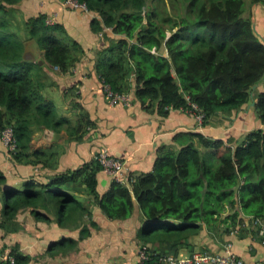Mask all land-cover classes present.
<instances>
[{
	"label": "trees",
	"instance_id": "obj_1",
	"mask_svg": "<svg viewBox=\"0 0 264 264\" xmlns=\"http://www.w3.org/2000/svg\"><path fill=\"white\" fill-rule=\"evenodd\" d=\"M23 1L0 0V133L13 129L14 163L52 169L58 151L32 152L33 136L44 127L60 132L70 121L43 95L45 67L70 73L84 49L63 24H47V13L25 18ZM80 1L96 14L91 21L95 34L110 28L120 36L97 51L98 76L115 92L132 93L149 113L166 117L194 102L205 114L206 126L218 113L230 115L248 106L252 86L264 78V43L254 31L252 15H245L246 0ZM250 3L264 6V0ZM28 40L44 52L48 65L29 57ZM69 91L79 102L77 87ZM255 110L264 125V92ZM92 125L84 114L67 131L79 141ZM101 171L93 159L50 176L47 183L31 178L17 189L6 186L0 167V230H19L16 217L24 208H31L37 220L51 222L44 208L54 213L59 227L80 229L78 239L50 243L49 253L75 252L99 228L77 196L83 190L112 221L132 217L139 205L144 224L137 237L150 253L148 264H156L158 256L177 254L174 249L204 227L218 231L226 223L225 232H230L242 223L241 212L264 220V129L251 131L241 141L213 139L199 131L180 133L175 144L158 148L151 171L130 174L127 183L113 181L103 194L98 190ZM8 255L15 264L32 260L19 244L11 246ZM0 264L10 261L5 257Z\"/></svg>",
	"mask_w": 264,
	"mask_h": 264
},
{
	"label": "crops",
	"instance_id": "obj_2",
	"mask_svg": "<svg viewBox=\"0 0 264 264\" xmlns=\"http://www.w3.org/2000/svg\"><path fill=\"white\" fill-rule=\"evenodd\" d=\"M38 1L24 0L21 4L23 16L27 18L39 12L47 13L54 24L60 23L66 27L68 34L82 45L84 52L81 61L70 73H63L56 67H45L47 77H44L46 87L43 95L52 100L59 115L67 117L70 122L60 132L46 127L37 130L32 139L31 151L56 149L59 155L57 167L50 169L14 163L0 133V167L7 177L6 186L22 189L25 181L31 178L47 183L50 176L56 173L76 169L90 162L102 148H107L111 154L125 161L128 175H138L151 171L158 148L175 144L176 136L180 133L199 131L213 139L226 141L234 138L241 141L251 131L264 129L257 116L256 106L249 108L248 105L230 115L218 113L208 125L200 126L192 115L181 109H173L168 116L163 117L145 111L140 102L135 100L129 107L111 105L102 91V81L96 71L95 59L97 51L109 46L120 36L114 34L110 28L95 34L91 28V21L96 17L93 12L65 7L64 0H46L43 7L32 3ZM249 14L252 15L255 33L264 43V6L250 3L246 11V15ZM38 56L40 65H48L43 51L39 50ZM73 86L81 94L80 103L71 98V91L68 92ZM261 92H264V78L257 83L254 90L255 102ZM84 114L90 117L93 125L89 127L87 135L77 141L70 137L67 130L69 126H75ZM98 180V190L103 194L110 187L111 178L101 171ZM77 196L84 200L93 213V219L99 224L98 229L92 230V236L80 243L77 251L65 256L50 254V243L64 238L78 239L80 229L59 227L52 211L41 208L52 219L51 222H46L37 220L31 208H24L16 217L19 230H0V243L6 247L0 248V260L5 259L11 246L19 244L21 250L32 257L30 264H137L141 247L137 231L144 224L139 205L136 203L132 217L112 221L83 190H78ZM1 207L0 194V209ZM240 217L242 223L230 232H225L229 226L226 223L218 231L204 227L199 234L192 235L188 243L174 250L177 255L188 256L194 252H222L225 245L232 244L234 252L248 264H255L257 261L264 264V239L253 228L251 216L241 212Z\"/></svg>",
	"mask_w": 264,
	"mask_h": 264
},
{
	"label": "built area",
	"instance_id": "obj_3",
	"mask_svg": "<svg viewBox=\"0 0 264 264\" xmlns=\"http://www.w3.org/2000/svg\"><path fill=\"white\" fill-rule=\"evenodd\" d=\"M65 7L74 10H83L90 12L86 3L80 0H64ZM47 24L53 25V21L48 17ZM102 81V80H101ZM102 91L110 104L113 106H125L129 107L133 102L132 93H120L115 92L112 87L102 81ZM189 99V98H188ZM184 112L192 115L200 126H203L205 114L201 108L194 102H190L186 108H181ZM1 138L8 148L9 153L16 150V140L14 138L13 129L8 127L1 133ZM94 159L98 161L103 171L109 175L111 181L120 183H127L129 175L126 172L125 161L109 152L107 148H102L95 155ZM252 226L258 233L259 237L264 239V220L260 218L252 219ZM139 262L137 264H148L151 260L150 253L146 247L139 249ZM10 264H15V258L10 255H6ZM156 264H248L246 260L240 255L236 254L233 250L232 244L225 245V250L220 252H194L188 256H181L177 254H163L157 257ZM255 264H263L262 261H257Z\"/></svg>",
	"mask_w": 264,
	"mask_h": 264
},
{
	"label": "rangeland",
	"instance_id": "obj_4",
	"mask_svg": "<svg viewBox=\"0 0 264 264\" xmlns=\"http://www.w3.org/2000/svg\"><path fill=\"white\" fill-rule=\"evenodd\" d=\"M32 3L37 4V7H43L44 5H46L47 1L46 0H39L38 2H32ZM249 4H250V0H246V9L248 8ZM68 36L70 38H72L71 35H68ZM73 39H74V37H73ZM26 43H27L26 44L27 53H28L29 57L32 58V60H34V61L38 60L39 59L38 53H39V50H41V49L38 47V45L33 40H28ZM0 248L5 249L6 247L0 243ZM0 255H2V253H0ZM1 262L2 261L0 260V263Z\"/></svg>",
	"mask_w": 264,
	"mask_h": 264
},
{
	"label": "water",
	"instance_id": "obj_5",
	"mask_svg": "<svg viewBox=\"0 0 264 264\" xmlns=\"http://www.w3.org/2000/svg\"><path fill=\"white\" fill-rule=\"evenodd\" d=\"M253 28H254V31H255V25H254V24H253ZM41 64H42V61H41ZM256 87H257V84L254 85V86H252V89H251V91H250V99H251V103L249 104V108L256 106V102H255V100H254V90L256 89ZM240 184H241V180H240V178H238V186H239Z\"/></svg>",
	"mask_w": 264,
	"mask_h": 264
}]
</instances>
